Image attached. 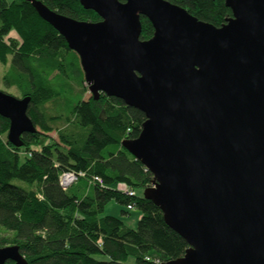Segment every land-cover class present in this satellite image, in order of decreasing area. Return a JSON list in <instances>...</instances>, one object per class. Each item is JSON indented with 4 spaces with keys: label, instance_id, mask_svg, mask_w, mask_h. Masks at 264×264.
<instances>
[{
    "label": "water",
    "instance_id": "obj_1",
    "mask_svg": "<svg viewBox=\"0 0 264 264\" xmlns=\"http://www.w3.org/2000/svg\"><path fill=\"white\" fill-rule=\"evenodd\" d=\"M26 1L77 54L94 98L143 112L123 146L153 176L142 197L188 245L161 264H264V0H225L232 14L220 27L168 0H78L96 22ZM29 101L0 90L16 147L37 130ZM8 261L27 264L17 245L0 247Z\"/></svg>",
    "mask_w": 264,
    "mask_h": 264
},
{
    "label": "trees",
    "instance_id": "obj_2",
    "mask_svg": "<svg viewBox=\"0 0 264 264\" xmlns=\"http://www.w3.org/2000/svg\"><path fill=\"white\" fill-rule=\"evenodd\" d=\"M38 1L76 20H100L78 0ZM168 1L216 27L232 14L225 0ZM140 22L139 38L147 40L153 27L142 15ZM0 66L2 86L30 98L37 129L13 146L0 115V247L17 245L27 264H125L128 257L161 264L182 256L187 242L142 197L152 174L123 146L138 137L143 112L88 95L77 54L26 0H0ZM63 172L78 175L66 188ZM111 200L139 210L135 228L101 215Z\"/></svg>",
    "mask_w": 264,
    "mask_h": 264
},
{
    "label": "rangeland",
    "instance_id": "obj_3",
    "mask_svg": "<svg viewBox=\"0 0 264 264\" xmlns=\"http://www.w3.org/2000/svg\"><path fill=\"white\" fill-rule=\"evenodd\" d=\"M1 72H2V68L0 66V75H1ZM0 89H3L4 91L8 93H11L17 96V93L13 88H4L1 82H0ZM89 94L90 92H88V95ZM122 210L126 211L127 213H122L121 212ZM101 215H110V216L117 217L121 219L125 223V225H127L128 227L135 228L137 225V221L140 217V212L136 208H132L128 210L126 206H122L118 204L117 202H115L114 200H111L105 205L104 210L101 212ZM125 264H135L134 259L132 257H128L126 259Z\"/></svg>",
    "mask_w": 264,
    "mask_h": 264
},
{
    "label": "built area",
    "instance_id": "obj_4",
    "mask_svg": "<svg viewBox=\"0 0 264 264\" xmlns=\"http://www.w3.org/2000/svg\"><path fill=\"white\" fill-rule=\"evenodd\" d=\"M78 175L73 172H63L59 176V183L63 188H66L71 183H73L77 179ZM125 193L128 195H132L133 192L129 190H125ZM128 209H132V206H128Z\"/></svg>",
    "mask_w": 264,
    "mask_h": 264
}]
</instances>
